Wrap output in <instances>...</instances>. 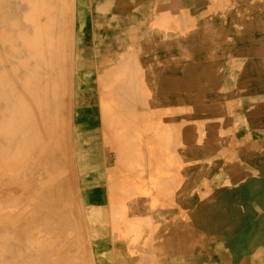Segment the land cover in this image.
I'll return each instance as SVG.
<instances>
[{"label": "bare ground", "instance_id": "6f19581e", "mask_svg": "<svg viewBox=\"0 0 264 264\" xmlns=\"http://www.w3.org/2000/svg\"><path fill=\"white\" fill-rule=\"evenodd\" d=\"M0 264H264V0H0Z\"/></svg>", "mask_w": 264, "mask_h": 264}, {"label": "rangeland", "instance_id": "374dc122", "mask_svg": "<svg viewBox=\"0 0 264 264\" xmlns=\"http://www.w3.org/2000/svg\"><path fill=\"white\" fill-rule=\"evenodd\" d=\"M40 168L43 171V173H48L51 170V164H50V162L49 163L42 162L40 164Z\"/></svg>", "mask_w": 264, "mask_h": 264}]
</instances>
